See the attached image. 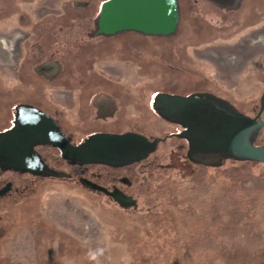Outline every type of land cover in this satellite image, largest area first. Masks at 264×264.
Instances as JSON below:
<instances>
[{"label":"flooded vegetation","instance_id":"flooded-vegetation-1","mask_svg":"<svg viewBox=\"0 0 264 264\" xmlns=\"http://www.w3.org/2000/svg\"><path fill=\"white\" fill-rule=\"evenodd\" d=\"M106 1L0 0V218L43 176L79 172L135 204L128 189L156 167L197 181L249 166L264 180L251 151L264 152V0H178L169 36L102 33ZM230 40L235 77L259 67L248 94L218 77L216 45Z\"/></svg>","mask_w":264,"mask_h":264},{"label":"rangeland","instance_id":"rangeland-1","mask_svg":"<svg viewBox=\"0 0 264 264\" xmlns=\"http://www.w3.org/2000/svg\"><path fill=\"white\" fill-rule=\"evenodd\" d=\"M229 43L216 45L223 60L218 77L239 81L248 94L259 67L235 77L240 56L226 52ZM210 52L214 58L207 59L217 63ZM153 169L152 177L140 173L128 189L136 204L79 172L29 181L22 202L0 218V264H264V180L254 167L231 173L209 168L197 181ZM233 193L238 209L218 204ZM244 203L252 206L250 217ZM190 233L206 236L179 237Z\"/></svg>","mask_w":264,"mask_h":264},{"label":"water","instance_id":"water-1","mask_svg":"<svg viewBox=\"0 0 264 264\" xmlns=\"http://www.w3.org/2000/svg\"><path fill=\"white\" fill-rule=\"evenodd\" d=\"M179 15L178 0H107L95 26L104 34L135 30L169 36L177 30ZM251 151L264 156L262 150Z\"/></svg>","mask_w":264,"mask_h":264},{"label":"trees","instance_id":"trees-1","mask_svg":"<svg viewBox=\"0 0 264 264\" xmlns=\"http://www.w3.org/2000/svg\"><path fill=\"white\" fill-rule=\"evenodd\" d=\"M256 197H257V196H256ZM255 199H256V198H255ZM217 202H218V204H223V205H225L224 208H227L228 201H225V197H224V198H223V197H220V198L217 200ZM228 206H229V205H228ZM221 208H223V207H221ZM247 212H248V213H247ZM232 213H234V212H232ZM245 213H246L247 217H250L251 214H252V213L249 212L248 209H247V211H246ZM249 214H250V215H249ZM217 215H218V213H217L216 215H214V216L218 217ZM246 215H245V217H246ZM247 220H249V218H247ZM259 264H263V262H262V263L260 262Z\"/></svg>","mask_w":264,"mask_h":264}]
</instances>
